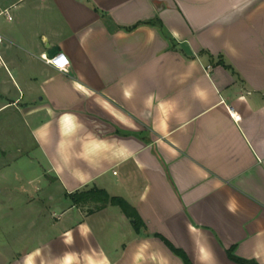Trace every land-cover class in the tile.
<instances>
[{"label": "crops", "instance_id": "1", "mask_svg": "<svg viewBox=\"0 0 264 264\" xmlns=\"http://www.w3.org/2000/svg\"><path fill=\"white\" fill-rule=\"evenodd\" d=\"M0 37V264H264V0H0Z\"/></svg>", "mask_w": 264, "mask_h": 264}, {"label": "trees", "instance_id": "2", "mask_svg": "<svg viewBox=\"0 0 264 264\" xmlns=\"http://www.w3.org/2000/svg\"><path fill=\"white\" fill-rule=\"evenodd\" d=\"M71 199L74 203H86V202H96L99 203L98 207L105 206L107 204L118 206L122 212L133 221L135 229H138L142 225V221L138 216L136 210L123 198L117 196H110L102 189L92 188L89 190H83L71 194ZM174 253L179 255L185 262V264H191L183 252L179 249L174 248L171 244L166 242ZM229 257L242 264H256L253 261L242 260L235 257L232 251H228Z\"/></svg>", "mask_w": 264, "mask_h": 264}, {"label": "built area", "instance_id": "3", "mask_svg": "<svg viewBox=\"0 0 264 264\" xmlns=\"http://www.w3.org/2000/svg\"><path fill=\"white\" fill-rule=\"evenodd\" d=\"M4 13L7 15V17L9 19H11V16L9 15V12L8 10H4ZM1 37H0V41H1ZM1 59V58H0ZM47 63L49 64H53L55 66L58 67V69H60L61 71H66V66H65V62H63L64 60V57L61 56V55H56V56H53L51 58H46L44 57L43 58Z\"/></svg>", "mask_w": 264, "mask_h": 264}, {"label": "water", "instance_id": "4", "mask_svg": "<svg viewBox=\"0 0 264 264\" xmlns=\"http://www.w3.org/2000/svg\"><path fill=\"white\" fill-rule=\"evenodd\" d=\"M57 49L56 48H50L48 50V54L51 55L52 53H54Z\"/></svg>", "mask_w": 264, "mask_h": 264}]
</instances>
